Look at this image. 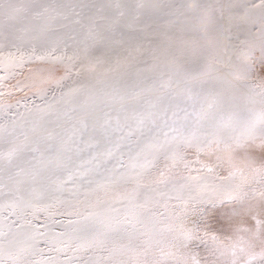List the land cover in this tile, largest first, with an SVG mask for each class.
<instances>
[{
  "label": "snow or ice",
  "instance_id": "1",
  "mask_svg": "<svg viewBox=\"0 0 264 264\" xmlns=\"http://www.w3.org/2000/svg\"><path fill=\"white\" fill-rule=\"evenodd\" d=\"M37 43L73 52L35 55ZM26 45L29 62L50 65L29 70L32 87L59 68L80 66L86 81L37 110L55 119L18 150L44 146L8 173L0 264H264V160L249 152L264 149V0H0V47ZM24 66L13 58L6 71ZM108 81L122 104L101 123L80 98ZM225 204L230 236L204 212Z\"/></svg>",
  "mask_w": 264,
  "mask_h": 264
},
{
  "label": "bare ground",
  "instance_id": "2",
  "mask_svg": "<svg viewBox=\"0 0 264 264\" xmlns=\"http://www.w3.org/2000/svg\"><path fill=\"white\" fill-rule=\"evenodd\" d=\"M44 2L52 3L53 0H44ZM65 2H67V0H65ZM73 2H76V0H73ZM120 2L134 6L138 0H120ZM155 2L160 4L178 5L186 2V0H155ZM204 2L216 4L218 0H204ZM232 2L238 5L246 4L250 7L252 4H259L260 0H232ZM72 52L73 46L71 44L66 47L63 43H49L43 45L37 43L35 55H51L53 57H58L65 54L70 56L72 55ZM31 55L32 50L30 45H26L20 51H17L15 48L0 47V71H4V75L0 74V77H7L5 80L6 83L10 80H15L23 73L24 69H26L29 64L35 61L33 60L29 62L27 60ZM257 55H259L258 52ZM20 57L25 58V66L16 68L15 70L9 69L6 71V67L11 63L12 59L15 58L16 60H19ZM41 62L48 63L47 61ZM85 71L86 70L80 66L70 68L67 71L63 68H59L56 72V82L39 88L37 87V92L33 95L36 97L29 102L0 103V204L7 202L6 194L8 189L15 187V185L7 180L8 173L14 172L18 170V168H23L27 171L30 168L29 161L35 164L41 159V152L44 148L43 144L40 146L41 152L32 153L27 150H24L23 152L18 151L25 145H28L29 147L35 146L36 132L40 131V126L43 125L44 121L55 119V117H47L43 112H38L37 110H43L46 109L48 105L55 104L56 101L60 99L61 95L68 92L70 88H78L81 84L85 83ZM30 75L31 74H26L23 78L30 79ZM21 79L22 78L15 80L14 83H17V81H20ZM159 83L160 82L157 81V88H159ZM137 84L138 87H136V91H139L141 87H144L142 83L137 82ZM120 87L122 89L121 94L131 92V80L129 81L128 86L120 85ZM92 89L91 93L85 92L81 96L80 102L90 108L95 106L96 114L100 118L101 123H103L104 112H109L112 117H115L117 111L121 108L122 102L120 101L119 94L113 91L112 82L108 81L101 84L93 83ZM121 115L123 114L121 113ZM41 117H43V120ZM33 121L36 122L35 125L33 124ZM113 125H115V120H113ZM34 127L36 128V131H34ZM126 131L127 129H123V131L117 130L111 132V134L115 140ZM249 152L258 159H264V149L251 148L249 149ZM87 155L88 153L86 152L84 154L85 159L87 158ZM44 158L47 159V154H45ZM9 160H11V166H9ZM124 162L126 164L129 163L127 155H125ZM78 163L79 160L73 155V164L75 165ZM223 174L226 173H222V175ZM21 194L26 195L27 193L22 190ZM229 210L227 212H229ZM216 214L215 216H217ZM5 215L7 214L5 213ZM223 217L226 216L223 215ZM72 218L75 219V217ZM11 219H14V217H11ZM41 219H43V217H41ZM61 219L67 218L61 217ZM214 229L215 228H213V230Z\"/></svg>",
  "mask_w": 264,
  "mask_h": 264
},
{
  "label": "rangeland",
  "instance_id": "3",
  "mask_svg": "<svg viewBox=\"0 0 264 264\" xmlns=\"http://www.w3.org/2000/svg\"><path fill=\"white\" fill-rule=\"evenodd\" d=\"M50 65L49 63L41 62V61H33L31 64L27 66L26 69H24L23 73L17 77L15 80L22 78L21 81V86L17 87L16 84L14 83L15 80H10L9 82H5V84L8 86L7 88H0V92H3V97L0 98V103H12V102H21V103H27L30 100L34 99L36 96H33L37 92V87H32L30 83L29 78H23L25 77L26 74H31L30 69H46ZM16 69V68H15ZM14 69V70H15ZM0 74L4 75V71H0ZM27 85V86H25ZM33 96V97H32ZM264 160V159H263ZM228 205H222L218 209H210V206L205 207L204 212L208 213L211 211L213 213V222H211L210 226L215 228L209 227V230L215 231L218 235L221 236H230L232 234V229H233V223H230L226 220L227 217V212L230 208H228ZM209 209V210H208ZM230 211V210H229ZM217 214H216V213ZM227 212V213H226ZM219 213V214H218ZM215 214L217 216H215ZM225 215V219H220L221 215ZM219 217V218H218ZM192 221L199 224L201 223L199 216H195L192 218ZM217 223V226H216ZM244 224H246L249 227L254 226V222L250 218H245L243 221ZM215 224V225H214ZM196 250L199 252H203L204 248L203 245H197Z\"/></svg>",
  "mask_w": 264,
  "mask_h": 264
}]
</instances>
